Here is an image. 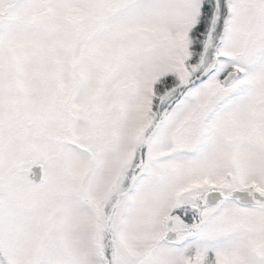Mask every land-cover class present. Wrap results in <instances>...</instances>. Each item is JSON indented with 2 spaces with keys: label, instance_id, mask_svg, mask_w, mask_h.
<instances>
[{
  "label": "snow or ice",
  "instance_id": "obj_1",
  "mask_svg": "<svg viewBox=\"0 0 264 264\" xmlns=\"http://www.w3.org/2000/svg\"><path fill=\"white\" fill-rule=\"evenodd\" d=\"M0 264H264V0H0Z\"/></svg>",
  "mask_w": 264,
  "mask_h": 264
}]
</instances>
